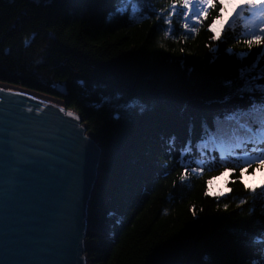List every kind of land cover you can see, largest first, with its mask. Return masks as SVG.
Instances as JSON below:
<instances>
[{
  "label": "trees",
  "instance_id": "1",
  "mask_svg": "<svg viewBox=\"0 0 264 264\" xmlns=\"http://www.w3.org/2000/svg\"><path fill=\"white\" fill-rule=\"evenodd\" d=\"M172 3L141 0L146 18L137 22L128 15L108 19L116 0H0V83L62 100L104 149L90 221L110 226L111 235L89 233V264H264V247L253 242L264 232L259 189L254 199L237 179V167L227 174L225 196L205 194L206 181L240 161L222 165L220 153L209 152L203 174L183 183L178 163L191 140L187 159L197 166L203 122L211 127L224 108L247 107L250 96L259 100L255 92L222 101L228 91L222 82L235 81L241 66L226 50L248 52V46L235 38L239 27L211 39L208 25L219 4L187 39L178 10L171 20L175 39L165 38L167 25L157 12L167 15ZM261 47L254 45L243 63ZM60 82L67 84L66 97L54 91ZM133 99L143 110L125 107ZM246 178L264 184V170Z\"/></svg>",
  "mask_w": 264,
  "mask_h": 264
},
{
  "label": "water",
  "instance_id": "2",
  "mask_svg": "<svg viewBox=\"0 0 264 264\" xmlns=\"http://www.w3.org/2000/svg\"><path fill=\"white\" fill-rule=\"evenodd\" d=\"M0 89V264H89V233L111 235L90 221L103 147L62 100ZM54 91L66 97L67 84Z\"/></svg>",
  "mask_w": 264,
  "mask_h": 264
},
{
  "label": "snow or ice",
  "instance_id": "3",
  "mask_svg": "<svg viewBox=\"0 0 264 264\" xmlns=\"http://www.w3.org/2000/svg\"><path fill=\"white\" fill-rule=\"evenodd\" d=\"M217 4L220 6L217 15L213 18L212 23L208 25L209 30L213 32L211 39L220 38L216 29L218 23L221 25L220 33L224 31L235 33L239 27L241 30L235 38L237 42L243 40L249 49L248 52L241 53H232V49L226 50L240 61L241 66L238 68V76L235 81L228 79L222 82L223 87L228 90L222 97V101L228 104L234 97L243 99L245 94L255 92L259 93L260 98L257 100L250 96L247 107L235 105L232 108H224L222 112L215 115L211 127L206 121L202 123L201 136L195 145V149L199 153V157L195 161L197 166L190 167L193 161L187 159L193 152V144L189 140L181 149L178 161L183 169L180 181L183 183L190 175L197 177L202 175L207 166L208 153L218 152L220 153L219 159L222 165L228 162L230 158L240 161L238 165L233 167L224 166L220 175L228 172L231 178L238 167L240 176L237 179L240 180L246 191L252 194L255 199L258 189L260 196L264 197V184L249 185L244 182V176L245 174L255 176L257 170H264V83L254 84L257 79L264 80V68H260L261 61H264V47H261L260 52L257 53L250 64L245 65L243 61L251 54V49L254 45L258 47L264 45V0H239V2H234V0H173L167 15L161 10L157 12V19L163 18L164 23L167 25L163 29V36L175 39L172 35L174 29L171 20L179 10L182 14V28L184 29L182 38L187 39L190 35H194L200 30L203 19L207 18L210 10L216 9ZM140 5L141 0H116L115 8L108 14V19L112 20L117 16L128 15L130 19L138 22L146 18L142 15ZM177 5L180 6L179 9ZM229 7L232 9V15L225 20L224 16ZM30 43V38L25 39L24 45L26 47ZM210 51L215 54L217 49L211 48ZM253 73H256V75H253ZM3 91V89H0V92ZM125 107L130 111L137 107L143 110V105L139 100L135 99L131 103H126ZM27 111L31 113L33 109L29 107ZM42 111L43 108H37L38 115ZM59 111L79 120V117L72 111L65 112L63 107ZM75 126L77 127V125ZM79 127L83 128L82 125ZM79 133L81 135V132ZM87 139V136L84 135L85 142H87ZM174 142L175 138L172 137L169 140V144H174ZM254 164L256 168L251 173H248V169L252 168ZM208 170L211 171L212 168H208ZM215 179L216 177H213L206 181L209 186L206 190V195L210 193L211 185ZM225 183L227 184V181ZM217 198L219 199V197ZM245 202L243 199L240 200L241 204ZM225 208H227V205H225ZM192 214L195 216V211ZM253 242L264 247V232L254 237ZM205 260H207V257H205Z\"/></svg>",
  "mask_w": 264,
  "mask_h": 264
},
{
  "label": "rangeland",
  "instance_id": "4",
  "mask_svg": "<svg viewBox=\"0 0 264 264\" xmlns=\"http://www.w3.org/2000/svg\"><path fill=\"white\" fill-rule=\"evenodd\" d=\"M236 2H239V0H236ZM227 14L230 16L232 15V9L231 8H228ZM228 18H229V16H227L225 18V20H227ZM220 27H221V25L218 23L216 25V29H217V33L221 36V33L219 31ZM227 174H229V173L226 172L225 174H223L222 176H220L219 178H217L215 180V182L211 185V190L209 193L210 195L217 196V197H223L228 193L229 188L227 187V184L225 183L226 181H228ZM245 183H248L249 185H252V184L259 185V182L257 180H255V178H251V179L246 178ZM221 193H223V195H221ZM110 229H111V227H110Z\"/></svg>",
  "mask_w": 264,
  "mask_h": 264
},
{
  "label": "bare ground",
  "instance_id": "5",
  "mask_svg": "<svg viewBox=\"0 0 264 264\" xmlns=\"http://www.w3.org/2000/svg\"><path fill=\"white\" fill-rule=\"evenodd\" d=\"M104 227H105V229H101V230H100L101 232H104V231L111 230V229L109 228L110 226H107V227H106V226H104ZM106 229H107V230H106Z\"/></svg>",
  "mask_w": 264,
  "mask_h": 264
}]
</instances>
